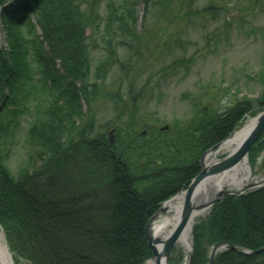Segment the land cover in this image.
<instances>
[{
  "label": "trees",
  "instance_id": "trees-1",
  "mask_svg": "<svg viewBox=\"0 0 264 264\" xmlns=\"http://www.w3.org/2000/svg\"><path fill=\"white\" fill-rule=\"evenodd\" d=\"M197 1L0 0V229L15 264H145L153 258L147 224L161 205L188 189L206 153L264 111L263 85L256 100L224 111L215 97L196 98L189 118L162 130L139 113L143 88L107 85L116 66L128 71L165 45L169 28L228 12L215 1L196 9ZM88 29L105 45L95 70ZM101 101L113 112L102 124ZM262 152L264 133L250 163ZM218 244L227 250L213 264H264V250L256 254L264 186L213 206L193 229L192 264H209Z\"/></svg>",
  "mask_w": 264,
  "mask_h": 264
},
{
  "label": "rangeland",
  "instance_id": "rangeland-1",
  "mask_svg": "<svg viewBox=\"0 0 264 264\" xmlns=\"http://www.w3.org/2000/svg\"><path fill=\"white\" fill-rule=\"evenodd\" d=\"M114 1L119 5L123 0ZM214 1L218 5L227 7V14L216 12L213 17L208 14L202 17L195 15L177 27L169 28L164 35L165 45L157 49L154 55L148 54L140 58L139 63L132 61L133 66L128 71L116 66L108 76L109 87L116 85L126 91L131 83H134L133 88L136 91L144 89V100L139 113L150 124L162 129L175 120L189 118L192 114L191 104L196 98H202L207 103L215 97L212 100L213 104L217 103L218 106L220 104V109L224 111L237 100L247 98L254 101L260 96L264 85V0H198L196 9L202 10L208 3ZM253 2L257 3L253 4ZM105 3L99 7L103 18L107 15ZM143 23L144 15L140 8L138 24L141 30ZM104 25L105 22L101 30L104 29ZM162 27L163 25L160 29ZM156 33L160 34L161 31ZM4 35L0 27V45L5 44ZM87 35L93 48L92 58L95 70L105 57V45L100 35H94L91 29H88ZM120 59L121 62L127 61L123 50L120 51ZM99 105L98 121L102 124L103 121L112 117L113 112L109 103L101 101ZM254 118L247 117L237 131ZM231 151L222 145L219 150L208 155L206 163L222 159ZM12 160V169L15 170L22 161V154L19 152ZM247 165L246 173L249 177L244 182L245 186L263 185L264 152L254 164L250 163L248 158ZM241 192L243 190L238 191V193ZM166 203L162 204L154 215L152 231L153 225L159 220L158 217L165 215L160 210ZM212 208H208L193 224L192 245L194 227L207 221ZM224 250L227 248L222 244L210 247L209 264L212 259L214 262V254L217 255ZM190 256L189 249L176 246L170 255L169 264H189Z\"/></svg>",
  "mask_w": 264,
  "mask_h": 264
},
{
  "label": "water",
  "instance_id": "water-1",
  "mask_svg": "<svg viewBox=\"0 0 264 264\" xmlns=\"http://www.w3.org/2000/svg\"><path fill=\"white\" fill-rule=\"evenodd\" d=\"M0 14H1V10H0ZM168 129H169V126H165L162 128V130H168ZM113 132L114 131L111 130L109 133L111 144H113V139H114ZM263 133H264V111L253 119V123L249 131L247 132V134L241 139V141L239 142V145L233 151H231V153L228 154L226 157L222 159L213 160L208 163H206L205 161L206 157L210 153L218 150L221 147V145L215 146L213 149H211L208 153H206L203 156L201 160L202 170L199 173V175L196 176L192 180L188 189L182 193L185 196V198H184V203H183L179 221L166 240L162 241L158 237H154L152 234L151 228H152V224H153L155 217L152 218L148 222L147 229H146V239H147L149 247L151 248L153 252V259L155 260L156 264H162V263L169 264L170 255L173 249L175 248V246L177 245L179 238L184 233V231L188 228L195 210L201 208L200 206L197 207L194 204V197L200 185L207 179H213L220 175L228 173L234 170L242 162H247L251 148L258 141V139ZM255 187L256 185H252V184L247 185L244 187V190L253 189ZM230 194H233V193L227 190L226 191L222 190L218 194V196L208 205L209 208H211L216 203H218L220 200H222L224 197ZM164 210L165 208H162L160 212H163ZM160 244L162 245V249L158 250V246ZM232 249H235V248L232 247ZM189 250L191 252L189 264H192V251H193L192 244ZM263 250L264 249L257 251L256 254ZM212 263H213V259L211 260V264Z\"/></svg>",
  "mask_w": 264,
  "mask_h": 264
},
{
  "label": "bare ground",
  "instance_id": "bare-ground-1",
  "mask_svg": "<svg viewBox=\"0 0 264 264\" xmlns=\"http://www.w3.org/2000/svg\"><path fill=\"white\" fill-rule=\"evenodd\" d=\"M252 123L253 120L248 121L241 130L236 132L232 138H230L229 140H227V142L224 143V148L231 149L233 151L239 145L241 139L247 134ZM247 171V162H242L234 170L220 175L216 178L207 179L200 185L194 197V204L195 206H200L201 208L195 210L188 228L181 235L176 246L181 247L183 249L190 248L191 228L197 218L202 216L208 210V205L218 196V194L222 190H227L232 193H237L238 191L243 190V188L245 187L244 182L249 177V175L246 173ZM184 198L185 196L182 194L165 204V210L163 211V214L165 215H163V217L162 215L159 216V220L156 221L153 225L152 234L154 237H158L162 241L167 239V237L170 235V233L179 221L184 203ZM6 244L7 243L4 239L2 231L0 230V263L15 264ZM161 249L162 245L160 244L158 246V250ZM146 264H156V262L153 259L148 261Z\"/></svg>",
  "mask_w": 264,
  "mask_h": 264
}]
</instances>
